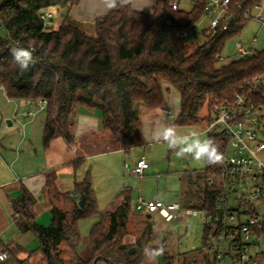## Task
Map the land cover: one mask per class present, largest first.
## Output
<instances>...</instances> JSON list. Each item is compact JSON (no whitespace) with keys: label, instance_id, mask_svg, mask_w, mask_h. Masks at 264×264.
Masks as SVG:
<instances>
[{"label":"trees","instance_id":"16d2710c","mask_svg":"<svg viewBox=\"0 0 264 264\" xmlns=\"http://www.w3.org/2000/svg\"><path fill=\"white\" fill-rule=\"evenodd\" d=\"M171 1L153 0L150 14L130 5L110 10L95 21L91 36L68 14L81 0H0V31L4 34L0 35V89L11 101L29 102L36 107L39 101L47 102L43 148L57 137L73 143L74 116L81 106L98 111L102 129L119 149L129 151L140 138L141 124L135 107L141 104L150 109L162 108L163 86H170L179 95V113L173 125L194 127L211 120L212 106L230 104L235 94L249 91L256 77H264V51L224 65L218 61L227 43L247 25L244 10L258 0H233L241 4V9L232 26L214 34L202 30L200 35L205 40L200 44L185 43L182 34H194L205 0H196L189 11L173 10ZM45 12H60L57 29L51 27L53 17L43 25L41 16ZM17 44L29 48L37 60L27 70H21L11 58L10 49ZM203 109L205 117L200 116ZM209 136L219 144L224 161L227 136L216 131ZM222 164L205 163L204 171L196 175L204 179V185L196 190L193 209L214 210V196L222 187ZM208 178L215 180L214 185L207 183ZM187 180L193 183L191 175ZM74 190L80 199L84 198V207L80 209L74 203L72 211L66 213L51 206L48 226L34 221L30 208L35 198L25 188L12 202L16 227L21 233L36 236L46 263L64 264L59 249L63 244L75 255L71 264H140L152 229L146 227L134 247L123 243L130 213L128 197H123L93 226L88 237V257L76 256L81 241L78 222L99 213L88 172ZM43 192L56 194L53 174L46 177ZM183 207L192 208L188 202ZM214 236L203 226L201 248L190 258L182 254L181 264H196L197 257L202 264H217ZM161 258L162 264H173L165 251ZM258 260L264 264L263 254Z\"/></svg>","mask_w":264,"mask_h":264},{"label":"crops","instance_id":"0c3cea01","mask_svg":"<svg viewBox=\"0 0 264 264\" xmlns=\"http://www.w3.org/2000/svg\"><path fill=\"white\" fill-rule=\"evenodd\" d=\"M98 4L99 0H81L77 6L69 9L68 14L80 27L90 26L92 28L98 18L109 12L102 11L97 7ZM129 5L138 12L150 14L154 3L153 0H131ZM145 5L149 7L139 10ZM59 25L60 23L56 29ZM165 106L164 103L162 108L157 109H150L141 104L135 107V114L141 124L139 134L147 145L150 141L149 123L157 118L167 122L163 114ZM28 113L30 115H27ZM168 113L172 116L169 110H167ZM7 120L11 122V127L5 124ZM44 120V111H38V108L29 102L11 101L0 89V135H3V139L0 138V253L7 254L6 261L0 262V264H17V261H21L22 264H47L44 255L38 250L39 243L36 236L32 232L21 233L14 223L15 212L12 202L19 197L22 187L35 198L30 213L34 221L42 226L50 224L51 206L66 213L72 211L74 203L78 206L81 199L75 193V184L82 181L87 172L90 176L93 197L99 213L97 216L111 211L120 204L123 197L129 198L130 210L132 208V192L125 188L120 171L122 164L123 167L129 165L133 167L139 159L134 158L132 162H125V158H123L120 166H118V160L122 158L120 156H129L127 154L135 147L129 151L119 149L111 135L102 129L100 113L80 106L76 109L74 116L73 143L68 144L63 137H57L50 142L47 148H43L41 140ZM167 123L173 125L172 122ZM175 127L177 130L193 128ZM112 156L115 157L114 160L105 159ZM92 160H104V163L108 165H102L101 172L95 176L89 167ZM146 162L151 164L150 160H146ZM150 164L147 170L151 168ZM129 171L131 172V169ZM49 174L54 175L57 196L43 192L46 177ZM147 180L150 179L143 181V184ZM144 197L137 196L134 203L139 198L146 200L147 197L145 195ZM183 204L181 205L183 206ZM189 207H191L190 204ZM146 215L148 214H145L144 218L148 221ZM79 224L80 221L78 229ZM124 238L123 243L127 244L126 242H129L131 236L126 235ZM59 249L64 264H71L75 255L70 253L63 244L59 246ZM76 256L82 258L80 255L76 254ZM155 262L156 258L153 264ZM140 264H145V258Z\"/></svg>","mask_w":264,"mask_h":264},{"label":"built area","instance_id":"2783aa9c","mask_svg":"<svg viewBox=\"0 0 264 264\" xmlns=\"http://www.w3.org/2000/svg\"><path fill=\"white\" fill-rule=\"evenodd\" d=\"M180 1H171L173 10L180 8ZM189 1L193 4L196 0ZM239 9L241 4L233 0H205L202 18L207 19V25L204 30L214 34L229 29ZM52 17L50 12H45L41 16L43 25ZM243 17L264 30V0L245 9ZM190 35L184 32L182 37L187 39ZM256 42L257 37H254L247 47L236 44L232 59H245L264 51V48L253 49ZM224 60L222 56L218 58L219 62ZM46 105V101H39L38 111H44ZM210 114L205 131L225 134L233 150V155H226L222 164V187L214 196V210H196L179 203L143 198L136 201L135 210L156 215L165 222L186 221L199 215L203 226L215 233L217 264H223L225 258L231 264H260L258 258L262 254L264 261V233L261 232L264 230V77H256L249 91L235 94L230 104L212 106ZM148 168L149 164L141 158L133 165L131 173L142 178ZM207 183L214 185L215 180L208 178ZM6 259V254L0 253V262Z\"/></svg>","mask_w":264,"mask_h":264},{"label":"rangeland","instance_id":"374dc122","mask_svg":"<svg viewBox=\"0 0 264 264\" xmlns=\"http://www.w3.org/2000/svg\"><path fill=\"white\" fill-rule=\"evenodd\" d=\"M180 8L189 11L192 8V3L189 0H181ZM53 16L52 22H50L51 27L56 29L57 25L61 23L60 12H50ZM207 25V19L201 18L194 28V31L191 36H189L185 43H190L195 41L197 44L204 42V37L200 35L201 31L205 29ZM83 30L88 35H93V29L88 27H82ZM259 25L254 21H250L243 28L240 35L231 39L223 51L222 57L225 60L219 65H224L230 61L236 54V44H240L244 47H247L252 38L257 37V42L252 45L253 49H263L264 48V30H259ZM0 35L4 36L3 32L0 31ZM168 88V90H166ZM163 99L165 106L164 116L167 122H173L176 118V115L179 110V95L170 86H163ZM167 110L172 113V116L167 114ZM201 117L206 116V110H202ZM204 123L194 126L191 129H179L177 130L181 135L192 136L193 133H199L200 139H205L208 136V133L205 131ZM182 128V127H179ZM0 138L3 139V135H0ZM142 141L141 137L138 140L137 146L132 149L127 155L129 156H120L118 160V166L121 164V159L125 158V162H132L134 158L140 159L141 157L145 160H150L151 168L146 170L144 176L139 179L136 176L134 177L129 171L132 167H123L120 171L123 184L127 190L132 192L131 205L132 208L127 217V235L131 236L129 242H126L128 246L134 247L136 240L141 237L142 232L146 227L152 229V234L148 240H146L148 247L157 248L163 246L164 251L168 253L171 257L173 264H181L183 261V255L187 258L194 256L195 250L201 248L202 234H203V223L201 217L188 219L186 221H172L170 223H165L158 216L152 215L151 219L145 220V213L135 210V199L137 196L147 197V199H159L163 202H173L176 201L179 204L188 202L193 208L196 200V190L197 188H202L204 185V179L197 178L196 175L200 174L205 169L204 161H197L191 157L182 158L176 155L174 151H171L163 143L156 144L151 140L148 141L149 145L146 142ZM145 144V145H144ZM226 155H233V150L227 147ZM129 157V159H127ZM115 159L114 156L105 158ZM127 159V161H126ZM149 162V161H148ZM101 164V165H100ZM107 166V163H104V160H92L89 167H91V173L95 176L100 173L102 168L101 166ZM122 172V173H121ZM192 176L193 183H190L187 180L188 176ZM98 178V177H97ZM143 184V181H145ZM145 198V197H144ZM101 220L100 215L93 216L88 219H83L79 224V234H80V245L76 251L77 255H80L82 258H87L89 254V234L93 226L99 223ZM168 233V234H167ZM125 239V238H124ZM145 241V236H144ZM264 242V239H263ZM137 247V246H136ZM196 264H202L200 258H196ZM105 264V263H99ZM155 264H162L161 255L156 257ZM223 264H231L230 261L225 258Z\"/></svg>","mask_w":264,"mask_h":264},{"label":"clouds","instance_id":"9594fccd","mask_svg":"<svg viewBox=\"0 0 264 264\" xmlns=\"http://www.w3.org/2000/svg\"><path fill=\"white\" fill-rule=\"evenodd\" d=\"M130 3L131 0H99L97 7L107 12ZM145 7L149 6L145 5L139 10H143ZM10 55L21 70H27L30 66H34L37 63L33 52L19 44L10 49ZM148 136L153 143L165 144L169 150L174 151L179 157H191L197 161L202 160L208 165H218L223 162L219 144L213 137L209 136L205 139H200L199 133H193L192 136L181 135L174 125L168 124L162 119L157 118L149 123ZM163 252V246L157 248L146 246L144 248L145 264H153L155 258L162 255Z\"/></svg>","mask_w":264,"mask_h":264},{"label":"water","instance_id":"95a60500","mask_svg":"<svg viewBox=\"0 0 264 264\" xmlns=\"http://www.w3.org/2000/svg\"><path fill=\"white\" fill-rule=\"evenodd\" d=\"M5 124L8 126V127H11V122L9 120L5 121ZM84 203H85V200L84 198H82L79 202H78V207L80 209H82L84 207ZM151 218V215H146V219H150Z\"/></svg>","mask_w":264,"mask_h":264}]
</instances>
